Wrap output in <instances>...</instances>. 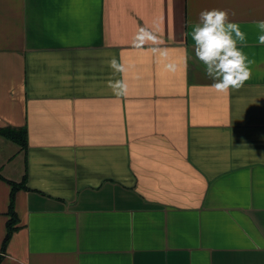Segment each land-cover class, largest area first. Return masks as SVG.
Returning <instances> with one entry per match:
<instances>
[{"label":"crops","instance_id":"obj_1","mask_svg":"<svg viewBox=\"0 0 264 264\" xmlns=\"http://www.w3.org/2000/svg\"><path fill=\"white\" fill-rule=\"evenodd\" d=\"M221 9L251 78L215 92L190 32ZM264 0H0L1 264H264ZM153 31L177 65L137 47ZM115 56L126 66L113 73ZM124 79L127 95L109 81Z\"/></svg>","mask_w":264,"mask_h":264},{"label":"clouds","instance_id":"obj_2","mask_svg":"<svg viewBox=\"0 0 264 264\" xmlns=\"http://www.w3.org/2000/svg\"><path fill=\"white\" fill-rule=\"evenodd\" d=\"M256 27L261 33L258 42L264 45V20L257 21ZM189 34L194 42L195 58L204 65L205 75L213 81L210 87L215 92L227 94L230 90H239L251 78V65L255 61L249 59L241 47L247 46L246 33L239 23L229 20L227 11H201L198 22L192 26ZM133 43L137 47L150 43L153 45L151 52L164 61V70L169 73L177 71L176 63L168 59L166 48L159 47L162 42L153 31L140 28ZM108 65L113 73L127 71L126 66L118 62L115 56L108 61ZM108 86L117 96L127 95L129 90L124 79L110 80Z\"/></svg>","mask_w":264,"mask_h":264},{"label":"trees","instance_id":"obj_3","mask_svg":"<svg viewBox=\"0 0 264 264\" xmlns=\"http://www.w3.org/2000/svg\"><path fill=\"white\" fill-rule=\"evenodd\" d=\"M0 135L7 141H10L15 145L19 146L21 150H25L27 147V137L25 131L6 130L1 132ZM8 184L11 187L10 197H9V207H8L9 220L7 221L6 224V234L0 252V264L2 263L3 253L6 250V247L12 237V234L17 230L18 219L14 210L15 195L20 190L28 191L26 177H23L22 181L18 184L12 182H8Z\"/></svg>","mask_w":264,"mask_h":264}]
</instances>
